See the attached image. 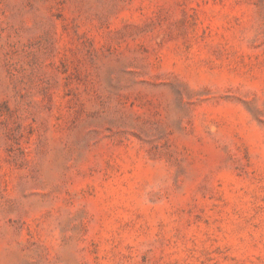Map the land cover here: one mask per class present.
Segmentation results:
<instances>
[{
    "label": "rangeland",
    "instance_id": "rangeland-1",
    "mask_svg": "<svg viewBox=\"0 0 264 264\" xmlns=\"http://www.w3.org/2000/svg\"><path fill=\"white\" fill-rule=\"evenodd\" d=\"M0 264H264V0H0Z\"/></svg>",
    "mask_w": 264,
    "mask_h": 264
}]
</instances>
